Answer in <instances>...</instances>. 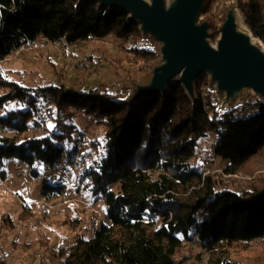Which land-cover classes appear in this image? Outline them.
<instances>
[{"label":"trees","instance_id":"trees-1","mask_svg":"<svg viewBox=\"0 0 264 264\" xmlns=\"http://www.w3.org/2000/svg\"><path fill=\"white\" fill-rule=\"evenodd\" d=\"M225 1L236 3L242 24L264 45V0ZM110 35L122 48L130 40L142 41L126 13L99 10L90 0L80 6L78 0H0V61L40 37L72 45ZM127 52L145 64L156 60L153 48L137 44ZM0 88V132L15 134L0 136V167L15 157L31 168H58L78 140V113L105 130L103 143H93L100 151L82 169L80 182L103 201L107 223L61 249L60 264H178L175 256L183 243L215 252L219 264H242L227 259L230 247L264 245V185L225 189L193 165L199 142L211 132L214 154L226 162L223 173L248 169L264 153L260 101L241 117L237 109L220 108L212 88L202 94L197 86L195 105L171 84L164 97L145 98L133 107L104 87L84 94L62 84L25 88L0 79ZM10 104L14 108L7 109ZM63 192V185L46 183L41 197ZM0 264L8 263L0 257Z\"/></svg>","mask_w":264,"mask_h":264},{"label":"rangeland","instance_id":"rangeland-1","mask_svg":"<svg viewBox=\"0 0 264 264\" xmlns=\"http://www.w3.org/2000/svg\"><path fill=\"white\" fill-rule=\"evenodd\" d=\"M225 3V0H207L199 16L200 20H209L211 23L209 33L212 43L218 37L217 30ZM140 37L142 41L139 43L130 40L123 48L120 40L110 35L72 45L50 43L43 48L24 50L18 54L14 52L0 61V79L25 88L62 84L84 94L104 87L111 95L125 100L132 83L145 78L149 65L154 62L145 64L134 60L127 52L137 44L143 48L156 49L155 42L150 38ZM203 77L207 78V83L200 81L201 77L195 85V90L197 86L202 94L210 88L214 90L208 82V76ZM2 92L0 88V94ZM256 101L255 97H251L226 107L221 106L219 97L217 103L225 110L237 109L243 117L255 111ZM11 107L14 108V105L10 104L7 109ZM74 123L78 140L68 148L71 157L64 155L58 168L51 170L39 165L31 168L15 157L2 161L0 172L4 173V178L0 175V257L8 264H60L61 249L72 246L78 237L90 238L101 224L107 223L103 201L94 197L80 182L82 169L100 151L93 143L99 146L103 143L105 130L96 125L90 116L81 113L77 114ZM48 125L50 127L51 123ZM14 135L10 130L0 132V136ZM193 165L205 174L214 175L225 189L240 192L246 188V183L252 182L257 187L264 185V153L257 156L248 169L236 175H225L223 168L226 162L214 154L213 133L199 142ZM32 170L37 172V176L32 175ZM46 183L61 184L64 192L50 199L42 198L41 191ZM227 252L229 260L242 264H264V245L260 242H253L243 249L230 247ZM175 261L178 264H219L215 252L194 243H183Z\"/></svg>","mask_w":264,"mask_h":264},{"label":"water","instance_id":"water-1","mask_svg":"<svg viewBox=\"0 0 264 264\" xmlns=\"http://www.w3.org/2000/svg\"><path fill=\"white\" fill-rule=\"evenodd\" d=\"M86 1L78 0V5ZM90 1L99 10L126 13L140 35L156 44L157 60L145 78L132 83L124 100L129 107L145 98L164 97L171 84L179 85L195 105V85L203 76H208L221 106H234L251 94L264 104V45L242 24L234 2L225 3L212 43L210 21L199 19L207 0Z\"/></svg>","mask_w":264,"mask_h":264},{"label":"built area","instance_id":"built-area-1","mask_svg":"<svg viewBox=\"0 0 264 264\" xmlns=\"http://www.w3.org/2000/svg\"><path fill=\"white\" fill-rule=\"evenodd\" d=\"M48 44H50V42L44 38V37H40L39 39H37L34 42H25L22 43L17 49H16V53H20L24 50H32V49H36V48H43L46 47ZM52 44V43H51ZM56 44V43H55ZM206 135L208 137L212 136L211 132L206 133Z\"/></svg>","mask_w":264,"mask_h":264},{"label":"bare ground","instance_id":"bare-ground-1","mask_svg":"<svg viewBox=\"0 0 264 264\" xmlns=\"http://www.w3.org/2000/svg\"><path fill=\"white\" fill-rule=\"evenodd\" d=\"M241 27H243V26L241 25ZM243 28H244V27H243ZM250 96L253 97L254 94H251ZM240 100H241V98H239V99L236 101V103H237V102L239 103ZM240 102H241V101H240Z\"/></svg>","mask_w":264,"mask_h":264}]
</instances>
